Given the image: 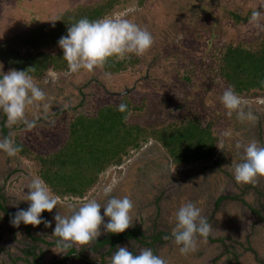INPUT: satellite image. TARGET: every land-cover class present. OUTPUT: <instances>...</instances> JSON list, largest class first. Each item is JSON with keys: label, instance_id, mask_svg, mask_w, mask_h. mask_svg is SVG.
Instances as JSON below:
<instances>
[{"label": "rangeland", "instance_id": "rangeland-1", "mask_svg": "<svg viewBox=\"0 0 264 264\" xmlns=\"http://www.w3.org/2000/svg\"><path fill=\"white\" fill-rule=\"evenodd\" d=\"M103 1L0 0V41L26 28L30 11L41 21H50L79 4ZM240 1L120 0L107 17L128 19L147 29L154 38L144 55L125 57L139 59L138 63L119 72L104 67L78 73L51 69L43 78H33L46 94L45 101L40 103H48L49 109L45 115L42 108L27 107L26 118L36 120L31 131L22 123L11 129L5 127L6 116L0 113V139L11 133L15 143L19 135L20 142L30 151L9 157L0 150V192L8 211L7 214L0 210V264H27L28 258L21 259L24 246L34 247L32 258L37 255L44 264L60 261L67 250L51 245L58 240L52 235L54 217L58 213L70 216L90 199L106 206L110 196L128 197L133 202L132 225L126 231L138 229V236L115 247L100 245L99 241L108 235L102 227V234L89 245L72 247L93 261L88 264H110L118 246L127 247L134 254L151 249L166 264H264V177L251 184H238L233 167L241 162L243 154L242 148H236L237 143L255 140L264 146V89L238 94L245 111H251L255 117L253 121L240 122L235 113L229 118L220 100L223 92L231 88L217 69L221 52L213 57L209 48L212 43L196 36L208 27L204 34L212 41V33L217 35L215 23L229 21L226 11ZM249 1L252 13H264V0ZM251 16L240 26L246 47L264 34V15L256 22H250ZM58 47L51 49L56 51ZM19 49L24 57L33 52L27 46ZM9 70L7 65L0 64V73ZM126 95L138 107L131 111L130 123L146 128L179 124L195 114L203 126L216 120L213 130L220 140L214 156L207 162L177 166L164 146L152 138L140 149L131 150L121 164L109 166L85 197L60 198L50 191L58 200L57 208L51 213L45 211L42 218L52 222L51 228L43 223L12 226L9 214L28 208L27 187L34 177L40 178L42 165L36 156L58 151L69 138L76 116H91L104 105H116ZM109 186L113 191L105 196L104 189ZM187 202L201 209L211 230L206 239L198 237L194 252L181 254L171 233L175 212ZM103 213L102 208V216ZM108 219L105 217L104 222ZM64 264L87 263L73 256Z\"/></svg>", "mask_w": 264, "mask_h": 264}, {"label": "trees", "instance_id": "trees-1", "mask_svg": "<svg viewBox=\"0 0 264 264\" xmlns=\"http://www.w3.org/2000/svg\"><path fill=\"white\" fill-rule=\"evenodd\" d=\"M119 1L104 0L103 3L95 5L79 4L73 10L68 9L57 19L50 21H41L30 11L27 27L0 41V64L7 65L9 71L28 70L29 75L35 79L43 78L51 69L68 70L67 62L63 59V50L58 47L53 51L51 47L58 46L59 39L67 35L70 24L85 17L92 21L107 17ZM24 9L25 7L22 10ZM252 11L250 1L242 0L231 11H226V16L229 15L227 24L219 21L215 23L217 35L212 33V41L204 34L208 27L196 33L199 40L212 43L209 48L213 57L217 51L221 52L217 68L219 76L236 94L264 89V34L252 40L248 47L241 38L240 26L249 19ZM20 46L30 47L33 52L24 57L20 54ZM138 62L139 59L136 58H112L103 67L107 71L119 72ZM3 73L6 71H2L0 76ZM186 79L190 77L187 76ZM121 103L128 106L124 113L118 110ZM137 108L126 95L116 105H104L91 116H76L64 145L49 155L36 156L42 165L40 178L51 193L60 198L85 197L109 166L121 164L131 150L140 149L152 138L164 146L177 166L193 161L207 162L214 156L220 140L213 130L216 120L211 119L203 126L201 119L195 114L189 115L179 124L146 128L129 121L131 111ZM15 144L22 149L18 153L30 152L20 142L19 135L16 136ZM0 210L8 214L1 192ZM138 231L133 229L120 234L108 233L99 243H109L115 247L125 238L138 236Z\"/></svg>", "mask_w": 264, "mask_h": 264}, {"label": "clouds", "instance_id": "clouds-1", "mask_svg": "<svg viewBox=\"0 0 264 264\" xmlns=\"http://www.w3.org/2000/svg\"><path fill=\"white\" fill-rule=\"evenodd\" d=\"M262 15L264 13L260 11L253 12L250 22H256ZM153 42L154 38L147 29L128 19L104 17L92 21L85 17L70 24L67 35L59 39L58 46L63 50V59L67 62L69 72L78 73L82 69L91 72L101 68L112 58L122 60L130 54L142 56L151 48ZM45 96V92L34 82L28 70L13 69L3 73L0 76V113L6 116L5 127L11 129L22 123L27 131L34 129L36 120L26 118V109L35 105L42 108L47 115L49 104L40 103L45 101ZM220 100L229 118L235 113L240 122H251L255 119L251 111H245L240 96L231 88L223 92ZM127 107L121 103L118 110L124 113ZM236 148H242L243 154L241 162L233 165L235 181L238 184H251L258 177H264V146L253 140L243 145L237 143ZM0 150L9 157H14L22 149L13 142L10 133L0 139ZM27 188L30 192L25 201L30 202L29 206L27 209L18 210L10 223L14 227L21 224L39 226L43 223L51 228L52 222L43 219L42 214L45 211L51 213L57 208V198L39 177H34ZM112 191L111 186L106 187L105 196H110ZM133 207V202L128 197L110 196L106 206L90 199L70 216L58 213L54 217L56 226L52 235L58 238V246L65 250L75 245L87 246L102 234V227L107 233H124L132 225L130 213ZM105 217L109 218L107 223L104 222ZM174 225L171 236L181 254L194 252L198 237L206 239L211 230V225L202 215L201 209L192 202L184 203L178 208ZM116 249L110 264H166L151 249H145L139 254H134L127 247L118 246Z\"/></svg>", "mask_w": 264, "mask_h": 264}, {"label": "flooded vegetation", "instance_id": "flooded-vegetation-1", "mask_svg": "<svg viewBox=\"0 0 264 264\" xmlns=\"http://www.w3.org/2000/svg\"><path fill=\"white\" fill-rule=\"evenodd\" d=\"M127 239H130V238H125L122 241H125ZM122 241H119L118 243H120ZM108 244L109 243L104 244V245H108ZM51 245H56L57 247H60V246H58L57 242H53V243H51ZM109 245H111V244H109ZM33 249H34V247H32V246H26V247L24 246V249H23V252H22L23 254H22V258L21 259H27L28 258L29 262H26L27 264H44V261L39 256L36 255V256H34V258H32L33 255H31V253L34 254ZM73 256L75 258H79V257L83 258L86 261L87 264L89 262L90 263L93 262L92 260H90L87 257H85L82 253L78 252L77 249H75V248H74L73 252L71 251V249H68L67 250V255L63 259H61L60 261H57V262H60V264H64V263L68 262V260L70 258H72ZM54 263L55 262H52L50 264H54Z\"/></svg>", "mask_w": 264, "mask_h": 264}]
</instances>
